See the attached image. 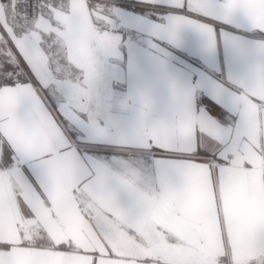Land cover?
<instances>
[{"label": "crops", "instance_id": "0c3cea01", "mask_svg": "<svg viewBox=\"0 0 264 264\" xmlns=\"http://www.w3.org/2000/svg\"><path fill=\"white\" fill-rule=\"evenodd\" d=\"M15 3L0 0V64L22 82L0 89V119L31 167L0 175V239L22 242L24 264H137L149 250L185 264L184 241L211 258L227 243L222 223L196 232L180 218L211 211L221 175L264 190V0H41L36 23ZM133 18L132 37L151 41L133 37L130 69ZM215 20L233 26L227 63ZM178 34L198 35L207 62L172 60ZM161 157L174 163L156 165ZM40 238L54 246L36 247ZM261 257L264 242L240 236L223 264Z\"/></svg>", "mask_w": 264, "mask_h": 264}, {"label": "clouds", "instance_id": "9594fccd", "mask_svg": "<svg viewBox=\"0 0 264 264\" xmlns=\"http://www.w3.org/2000/svg\"><path fill=\"white\" fill-rule=\"evenodd\" d=\"M187 193L181 189L175 194L180 201ZM211 211L205 216L194 219L190 210H185L181 216L183 223L192 224L196 232L205 231L209 227L215 229L217 221L222 223V232L227 237L223 247H217L215 254L208 258L189 241L180 244L181 247L192 249V255L185 264H223V258L230 254L231 243L234 239L244 236L257 243L264 242V190L253 191L241 175H221L213 185L211 193ZM170 214H175V204L168 206ZM154 250L137 252V264H176L173 260L162 257Z\"/></svg>", "mask_w": 264, "mask_h": 264}, {"label": "snow or ice", "instance_id": "6c2138e0", "mask_svg": "<svg viewBox=\"0 0 264 264\" xmlns=\"http://www.w3.org/2000/svg\"><path fill=\"white\" fill-rule=\"evenodd\" d=\"M211 20V18H209ZM134 22L133 19L126 21V27L129 28V68L131 69L132 61V49L133 37L131 24ZM233 26L227 24L223 20L213 21V32L217 33L222 39V49L225 62H229L231 49L227 41H223V37L229 34V29ZM137 43H140L137 41ZM168 46L173 50L169 52L168 55L172 60L176 61L180 65L194 69V66L201 65L207 62L209 58V52L207 47L198 35L193 34L190 36L176 35L174 38H168ZM220 47L217 48V54L219 53ZM16 66L9 62L0 64V89H15L19 83L22 82V78L16 75ZM204 103L210 105V107H215V104L210 99H204ZM55 107V104H53ZM75 135V134H73ZM155 150V149H154ZM159 151H167L164 149H159ZM195 155L199 157L207 158L212 155L206 149L198 148ZM215 159V157H213ZM156 165H166L174 163L172 157H161L154 160ZM31 167V162L25 155L22 146L15 145L11 139L4 135L3 119H0V175L6 169L9 172H15L17 169L27 172ZM53 242L51 240H45L40 238L36 247L41 248H51L53 247ZM23 244L21 241L3 240L0 239V264H24V261L20 259V252ZM257 264H264V257H261Z\"/></svg>", "mask_w": 264, "mask_h": 264}, {"label": "built area", "instance_id": "2783aa9c", "mask_svg": "<svg viewBox=\"0 0 264 264\" xmlns=\"http://www.w3.org/2000/svg\"><path fill=\"white\" fill-rule=\"evenodd\" d=\"M15 12L20 16L24 21L36 23L41 15V0H16ZM95 29L103 31L102 24H96ZM201 108H207L205 104H200ZM157 230L162 236L167 235V231L157 227Z\"/></svg>", "mask_w": 264, "mask_h": 264}, {"label": "rangeland", "instance_id": "374dc122", "mask_svg": "<svg viewBox=\"0 0 264 264\" xmlns=\"http://www.w3.org/2000/svg\"><path fill=\"white\" fill-rule=\"evenodd\" d=\"M104 3H113V4H119L124 3V0H102ZM103 30H106V27L103 25ZM133 37L138 40L140 43L144 44L145 46L150 47V38L144 35H141L139 33H133ZM133 156V155H131Z\"/></svg>", "mask_w": 264, "mask_h": 264}]
</instances>
